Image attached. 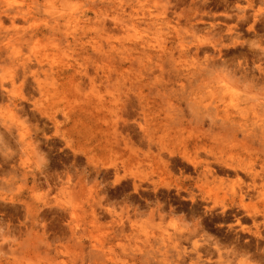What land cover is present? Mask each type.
<instances>
[{
	"label": "rangeland",
	"instance_id": "1",
	"mask_svg": "<svg viewBox=\"0 0 264 264\" xmlns=\"http://www.w3.org/2000/svg\"><path fill=\"white\" fill-rule=\"evenodd\" d=\"M219 1L0 0V76L11 68L14 78L0 83V264H264V202L245 198L250 215L228 205L248 177L216 172L220 182L185 170L179 156L176 168L164 162L187 143L192 158L234 154L261 169L264 28L227 21L237 10ZM228 1L264 19V0ZM12 7L28 13L5 12ZM55 16L82 17L37 29ZM18 61L45 83L10 67ZM53 70L64 79L45 80ZM145 116L151 145L137 124ZM178 230L175 242L168 234Z\"/></svg>",
	"mask_w": 264,
	"mask_h": 264
},
{
	"label": "bare ground",
	"instance_id": "2",
	"mask_svg": "<svg viewBox=\"0 0 264 264\" xmlns=\"http://www.w3.org/2000/svg\"><path fill=\"white\" fill-rule=\"evenodd\" d=\"M73 1V0H72ZM221 1V0H220ZM219 1V2H220ZM223 1V0H222ZM221 1V2H222ZM235 0H233V2H234ZM245 1H247V3L249 4V5H251L252 4V2H253V0H245ZM70 2H71V0H69V4H70ZM218 2V3H219ZM224 2V4H225V6L227 7V8H233V10L235 9V11L237 10V12L235 13V16H226V18L228 19L227 21H235V20H237L238 22H237V24L238 23H249L250 22V20H252L253 22H252V24L250 25V26H248L250 29L251 28H254V25H255V23L257 24V23H261L262 24V26H263V28H264V19H260L258 16H257V14H254V16H252V19H250V17L247 15V11H245L244 9H242L240 6H238L237 4H234L233 6H231L230 5V3H229V1L228 0H224L223 1ZM231 2V1H230ZM72 3V2H71ZM235 3V2H234ZM73 4V3H72ZM223 4V5H224ZM232 4V3H231ZM220 5H221V3H220ZM223 7V6H222ZM73 8H75V7H73ZM224 8V7H223ZM226 10V9H225ZM230 10V9H229ZM5 12H8V13H12L13 15H16V14H18V15H22V14H24V13H28V10H26V11H24L22 8H15V7H12V8H6V10H5ZM12 17H14V16H12ZM82 16H55L54 17V19H52V20H49V21H46V22H44L43 24H37V29L38 28H41L42 27V30H44L45 29V26H47L48 27V30H52V29H54L55 27H58V24L60 23V20H63L65 23H67V24H65V26H70V27H72V26H75L76 27V23H78V22H80V20H78V19H80ZM131 17V16H130ZM148 17V16H147ZM191 17V16H190ZM211 17V16H210ZM23 18L24 19H27V16H23ZM154 18L156 19L157 17H155L154 16ZM174 18H176L175 16H174ZM182 18V17H181ZM180 18V19H181ZM195 18V17H194ZM213 18V17H212ZM122 19V18H121ZM134 19V18H133ZM147 19V20H146ZM144 18V20H146V23L148 24V26H151V24H153V25H155L156 26V22H154L155 21V19H152L151 18V16H149L148 18ZM186 19V18H185ZM184 19V20H185ZM189 19V18H188ZM198 19V18H197ZM200 19V18H199ZM149 20H150V22H149ZM189 20H191V19H189ZM204 20V19H203ZM221 20V19H220ZM220 20H218V21H220ZM116 21H119V22H121V26H124V30L126 31V29H125V24H123V22L125 21L124 20V18H123V20H116ZM127 21V20H126ZM125 21V22H126ZM132 21V20H131ZM177 21V20H176ZM186 21H187V19H186ZM206 21V20H205ZM133 22V21H132ZM136 22V21H135ZM180 22H181V20H180ZM191 22V21H190ZM193 22V21H192ZM199 22V21H198ZM198 22H197V26H198ZM204 22V21H203ZM225 22V21H224ZM230 22H228L229 24H230ZM13 23H14V21H13ZM74 23V24H73ZM128 23V22H127ZM129 23H131V22H129ZM178 23V22H177ZM188 23V22H187ZM195 23V22H194ZM228 23H226V27H227V30H230V31H234L235 29H232L233 27L231 26V25H229ZM71 24V25H70ZM158 24H160V23H158ZM180 24V23H179ZM196 24V23H195ZM202 24V23H201ZM233 25H235L236 26V24H234V22L232 23ZM138 25H140V24H138ZM137 25V26H138ZM189 25H190V23H189ZM203 25H206V23L205 24H203ZM213 25H215V24H213ZM212 25V26H213ZM244 25V24H243ZM242 25V26H243ZM103 26H106V24H104ZM129 26H136L135 25V23H132V25H129ZM129 26H128V28H129ZM193 26H195V25H193ZM207 26V25H206ZM244 26H246V24L244 25ZM208 27V26H207ZM225 27V26H224ZM44 28V29H43ZM139 28V27H138ZM137 28V29H138ZM192 28V27H191ZM199 28H201V26L199 27ZM198 28V29H199ZM236 28V27H235ZM241 28V27H240ZM131 29V28H130ZM193 30H195L194 29V27L192 28ZM212 29V28H211ZM254 29H256V27L254 28ZM134 30L136 31V29L134 28ZM239 29L237 28V31H238ZM252 30V29H251ZM233 31H232V33H233ZM236 31V30H235ZM130 33V31H126V33ZM139 32V31H138ZM137 32V33H138ZM220 32V31H219ZM221 34V33H220ZM235 37V36H234ZM121 47V46H120ZM199 48V47H198ZM197 48V49H198ZM161 49V48H160ZM166 50V47L164 46V48L162 47V50L161 51H165ZM199 50V49H198ZM15 51V50H14ZM160 51V50H159ZM167 52V51H166ZM14 53V52H13ZM186 50H181L180 52H179V55H180V58L181 57H183V55H186ZM145 54H146V52H145ZM144 54V55H145ZM148 54V53H147ZM146 54V55H147ZM145 55V56H146ZM155 55L157 56V54L155 53ZM159 55H161V53L159 52V54H158V56ZM11 57V56H10ZM185 57V56H184ZM140 58V57H139ZM12 59V58H11ZM18 60L19 58L18 57H13V59H12V61H14L15 62V60ZM98 59L100 60V57H98ZM173 60V59H172ZM19 61H21V60H19ZM16 62V63H14L13 65H10V67L11 66H18V65H21V69H22V72H23V76L25 77L26 76V74L28 73V72H30L31 74H32V76H33V78H34V80L37 82V84H38V87H40V85L42 86V83H45V82H41V81H39V80H41L39 77H37V73L36 72H33V71H31L30 70V66L28 65V64H26V63H24L23 61L22 62ZM174 61V60H173ZM107 62V61H106ZM21 63V64H20ZM96 63H98V61L96 62ZM96 67L98 68L99 67V65H96ZM101 68H102V70H105L106 68H108V65H103V66H101ZM260 70H261V76H263L264 75V72H263V70L260 68V67H258ZM7 71V72H6ZM5 72L6 73H8L9 75H8V77H9V79H8V77L7 78H5L6 76L5 75H2V76H0V83L2 84L1 86H3V85H5L4 84V82H6V79H7V81H10V83H11V85H13L14 84V78H13V73H12V69L11 68H7V70H6ZM66 73V72H65ZM62 74H64V71H51L50 73H48L47 74V77L45 78V80H47L48 78H49V75H51V79H53V81L55 80V82H54V84L55 83H57L60 79H64V77H62ZM245 75H249L248 77L251 79V78H253V73L251 74H245ZM188 76V75H187ZM108 77H109V75H108ZM108 77L106 76V79H108ZM263 79V78H262ZM255 80H256V78H255ZM91 82V83H90ZM89 82V85H90V87H92V85L94 86V80L93 81H90ZM72 83V80L70 79L69 81H68V84H71ZM139 83V82H138ZM130 84H131V86H133L134 85V82H130ZM138 88L139 89H141V86H142V83H139L138 84ZM9 91V93L12 91V90H8ZM138 95H139V92L137 93ZM9 99V98H8ZM10 100L12 101V103L14 104V106H17L18 105V103H17V100L16 99H14V98H10ZM231 101V100H230ZM140 100H139V105H140ZM138 103H137V105H138ZM35 106H36V104H35ZM62 106V105H61ZM141 106V105H140ZM2 107V106H1ZM69 108V105H65V108H64V110H66V109H68ZM12 111V110H11ZM228 111V109H226V112ZM44 113V112H43ZM44 115H46L45 113H44ZM44 118H45V116H43ZM46 117H47V119L54 125V127H55V129L57 130L58 129V120H57V118H56V115H46ZM69 114H68V116L65 118V119H69ZM146 117L147 116H145L144 117V120H145V125L143 124H141V123H137L138 124V126H139V129L141 130V132H142V136L144 137V138H146V141L148 142L147 144L148 145H151V140L152 139H148L147 138V136L149 135V130L147 129V128H145L146 126H147V119H146ZM4 118V117H3ZM105 118V117H104ZM4 121V120H3ZM8 121V120H7ZM46 121V120H45ZM44 121V122H45ZM233 120H229V128L230 127H234V124H232L231 122H232ZM2 122V121H1ZM74 124H75V121H74ZM3 125V124H2ZM236 126V125H235ZM8 128H9V126H8ZM120 128V127H119ZM225 128H227V127H225ZM40 129V128H39ZM114 132L113 133H111L110 134V137H113L114 139H116L118 136H116L117 135V133H118V127L117 126H115L114 128ZM261 130H262V140H261V144L262 145H264V127L262 126L261 128H260ZM1 130L2 129H0V134H3V133H1ZM73 133H74V129H70ZM128 130V129H127ZM235 130H237V129H235ZM229 131V130H228ZM75 132L76 133H74V134H81V130H78V129H75ZM181 132V131H180ZM128 134V133H127ZM20 136V138H22L23 136H24V133H21L20 132V134H19ZM23 135V136H22ZM234 137V136H233ZM236 137V136H235ZM233 138V139H235L236 140V138ZM244 137H246L245 135H244ZM131 138V137H130ZM127 139V140H126ZM179 139V138H178ZM21 140V139H20ZM128 141V138H125L124 139V143L125 142H127ZM129 142V141H128ZM126 145V144H125ZM246 145V143H244L243 144V148H245L244 146ZM188 146H187V143H185L182 147H181V149H179L177 152L174 150L173 152H170V156H168V154H167V159L164 161L165 162V164H166V166H168V167H171V168H176L177 166H178V156L179 157H181V163L183 162V168L185 169V170H193V173L194 172H199L200 174L199 175H201V173L203 174V176L204 177H206V179H208V174L209 175H211V177H213V178H217V179H219V181L220 182H222V178H220V176L219 177H216L217 175L215 174L216 172H224V174L225 173H227L228 174V172L230 173V172H235V176H237V178H238V180H240L241 178L239 177V175H240V173H244L247 177H248V179L250 180V183H248L247 185H245V188H243L242 186H240V188H239V190L237 191V188H235L234 186L231 188V189H234V194L235 195H237L236 194V192H238V196L236 197L235 195L234 196H232L231 198H230V202H228V205L229 204H237V206H239V207H241V208H246V210H247V206H248V204H246L245 203V198H248L249 200H250V203H252V204H259V203H263L264 202V182L263 183H258V181H257V178L258 177H260V175H258L257 173H255V172H264V159L262 160L263 161V163L261 164V169H260V171H256V169H255V164H252L251 163V161H247V159H246V161H245V158L243 159V158H241V157H239V156H237V157H235V155L234 154H230V155H227V158H224L222 155H220L219 157H213V160H205V161H201V160H199V159H197V157H194V158H192L190 155H189V151H187V148ZM189 148V147H188ZM149 149H151V148H149ZM212 150V149H211ZM246 151H247V149H245ZM253 150H251L250 149V151H249V154H247V156H253V155H256V156H258V153H253L252 152ZM169 152V151H168ZM219 154H221V153H219ZM260 154V153H259ZM85 155L87 156L88 155V153L87 152H85ZM213 155V154H212ZM165 156V155H164ZM140 160V159H139ZM183 160V161H182ZM257 160V162H258V159H255V161ZM137 162V161H136ZM135 162V163H136ZM185 162V163H184ZM129 167H132V165L129 163V165H128ZM134 167V166H133ZM121 168H124V166H119L118 164L117 165H114L113 166V170H114V173H116V172H120V170H121ZM132 169L133 168H130L128 171L129 172H134V171H132ZM181 172H185V171H182V169H179ZM100 170H97L96 172H99ZM104 172H108V170L107 169H105L104 170ZM192 172V171H191ZM240 172V173H239ZM234 174V173H233ZM232 174V175H233ZM198 174H197V178L198 177H200ZM223 175V174H222ZM231 174H229V176H230ZM244 175V176H245ZM202 176V175H201ZM193 178V177H192ZM186 179H188L189 181H188V183L191 181L190 180V176L189 177H187V178H185L183 181H182V185H184L185 186V184H186ZM193 180H194V178H193ZM192 180V181H193ZM196 180V179H195ZM227 179H225V181H226ZM242 180V179H241ZM191 181V182H192ZM217 181V180H216ZM228 181V180H227ZM236 181V180H235ZM260 181H262V178L260 179ZM239 182V181H238ZM246 182V181H245ZM200 183V182H199ZM224 183V182H223ZM222 183V184H223ZM244 183V182H243ZM202 184V183H201ZM235 184V183H234ZM233 184V185H234ZM134 185H135V188L137 189L138 187H137V185L134 183ZM180 185V184H179ZM240 185V184H239ZM204 185H202V186H200V187H203ZM190 187V186H189ZM216 188V187H215ZM190 189V188H189ZM205 189V188H204ZM187 190V189H186ZM197 190V189H196ZM203 190V189H202ZM204 191V190H203ZM209 191V190H208ZM212 191V190H211ZM189 193V192H188ZM191 193V192H190ZM193 193V192H192ZM191 193V194H192ZM225 193H227L226 191H225ZM193 195V194H192ZM191 198V197H190ZM193 198V197H192ZM196 199H197V197H196ZM191 200V199H190ZM192 202H193V200H192ZM197 208V207H196ZM195 208H193V210H194ZM177 210V209H176ZM175 210V211H176ZM192 210V211H193ZM258 211V210H257ZM262 211V210H261ZM264 211V210H263ZM258 212H260V210L258 211ZM195 213H196V211H195ZM195 213H192V214H195ZM247 214L248 215H250V213L248 212V210H247ZM258 214V213H257ZM260 214V213H259ZM262 216H263V218H264V213L263 214H261ZM253 217V219H255L256 218V216H252ZM256 221H257V219H255ZM255 222V221H254ZM264 224V223H263ZM256 225V224H255ZM261 226V225H260ZM175 228V227H174ZM176 229V228H175ZM187 229V228H186ZM177 230V229H176ZM260 230V229H259ZM258 230V231H259ZM191 231V230H190ZM186 232V231H185ZM187 234H186V238L185 239H190L189 237L191 236V234H190V232L188 233V231L186 232ZM172 235H175V237H176V239L177 240H174L175 242H180L181 240L183 241V237H185V233L183 232V231H181V230H178V231H175V233L174 234H168V236L170 237V236H172ZM188 235H190L188 238H187V236ZM238 238H239V236H238ZM175 239V238H174ZM240 241H242L241 239H240ZM244 241V240H243ZM248 243V242H247ZM244 244H245V242H244ZM243 244V245H244ZM250 244V243H249ZM240 245H242V244H240ZM248 245V244H247ZM175 246H177V244L175 245ZM216 246V245H215ZM250 246V245H249ZM217 247V246H216ZM242 247V246H241ZM209 259V258H208ZM204 263V262H203Z\"/></svg>",
	"mask_w": 264,
	"mask_h": 264
}]
</instances>
